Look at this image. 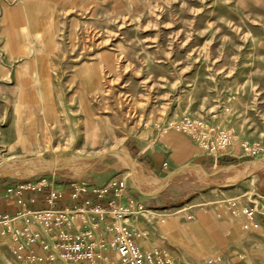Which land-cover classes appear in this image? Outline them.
<instances>
[{"label":"rangeland","instance_id":"rangeland-1","mask_svg":"<svg viewBox=\"0 0 264 264\" xmlns=\"http://www.w3.org/2000/svg\"><path fill=\"white\" fill-rule=\"evenodd\" d=\"M51 3L41 30L24 19V48L9 53L0 35V174L12 172L0 192L124 179L144 207L162 210L131 222L164 238L181 264H264V217L255 227L243 214L253 191L264 195V0ZM185 117L229 131L224 156L234 159L212 161L171 125ZM254 142L263 150L244 153ZM155 148L156 167L141 153ZM10 245L0 238V264H24Z\"/></svg>","mask_w":264,"mask_h":264},{"label":"built area","instance_id":"built-area-1","mask_svg":"<svg viewBox=\"0 0 264 264\" xmlns=\"http://www.w3.org/2000/svg\"><path fill=\"white\" fill-rule=\"evenodd\" d=\"M171 125L217 158L232 143L229 131H216L199 119L185 117ZM242 148L249 155L263 150L259 142L244 143ZM126 188L124 179H112L102 187L93 186L90 194L79 201V192L83 189L74 187V204L59 206L63 192L46 179L9 184L0 192V205L5 207L0 209V238L9 237L12 253L24 264H59L58 259L79 263L84 258L89 260L87 264H181L180 257L164 244L148 249L141 246L140 239L147 238L149 232L134 227L131 218L147 216L146 212L151 210L141 200L125 195ZM253 195L251 204L243 206V214L247 225L257 227L254 217L258 213L264 215V195L257 191ZM40 200L42 207L35 205ZM100 221L116 233L109 244L101 243L114 249V256L109 258L104 254L99 258L101 263H95L93 248L87 246L89 251L83 250L84 237H92V231L80 232L79 224ZM61 250H69L71 255L65 252L59 255Z\"/></svg>","mask_w":264,"mask_h":264},{"label":"crops","instance_id":"crops-1","mask_svg":"<svg viewBox=\"0 0 264 264\" xmlns=\"http://www.w3.org/2000/svg\"><path fill=\"white\" fill-rule=\"evenodd\" d=\"M52 0H19L18 3L9 5L7 7L3 6V4L0 5V35L2 36V44L3 48H8V52L12 53L16 48L17 45H22L21 48H24L26 45L21 38H25L29 36V28L32 26H29L28 28L24 29L23 23L24 19L28 21H32L34 25V29L37 27L41 30L40 25L43 22V17L41 15L50 12L52 15L53 6L51 3ZM51 20V19H50ZM28 33V34H27ZM11 37V39H10ZM12 41V42H11ZM20 43V44H19ZM147 149H142L141 153L146 152V154H150L151 159H153L155 167L157 164L164 158V153L161 152L159 149L155 148L151 152L146 151ZM183 152L181 154L186 155L188 154V149L186 150L183 148ZM226 154V153H225ZM233 156V157H232ZM146 157V156H145ZM235 157V154L228 153L227 155H223L221 157H215L212 158V161H218L219 158L225 161H231ZM207 160V159H206ZM146 162V160H144ZM77 187L80 189H83V191L79 192V198L80 201L83 197L90 194V189L93 187V185H87L86 183L82 182L79 179H71L67 180L64 184L61 185V191L63 192L62 201L59 203V206H72L74 204V198L72 197L73 188ZM129 188H126L125 195H130L131 192H129ZM132 194V193H131ZM137 195V194H136ZM133 197V196H132ZM41 199V198H40ZM36 206H44L42 201L40 200L38 203L35 204ZM0 209H5L4 205H0ZM162 211V210H158ZM142 217V216H140ZM264 217V215L262 216ZM262 224H264V218ZM132 221L135 219L132 217ZM134 227L141 229V230H147L149 232V236L147 238L140 239V244L143 248H152L158 245H165L169 247L168 243H166L164 238L157 237L154 235L153 230H149L147 228H141L142 223L137 221L136 223L132 222ZM80 232H85L88 229L92 231V237H84V249L86 251H89L87 246L92 247V253L95 255L94 262L95 263H101L99 258H103L104 254H107L109 258L114 256V249H112L109 245L106 247H103L101 243L103 241H106L108 244L115 239L116 233L114 230H109L103 226V223L100 221L98 224H95L93 222H87V223H81L79 224ZM174 253V251L171 247H169ZM61 252L69 253L70 256L71 253L69 250H61L58 251V254H62ZM176 254V253H175ZM178 255V254H177ZM181 260V259H180ZM59 264H87L89 263V260L87 258H84L80 260V262H74L72 260L65 261L58 259Z\"/></svg>","mask_w":264,"mask_h":264},{"label":"bare ground","instance_id":"bare-ground-1","mask_svg":"<svg viewBox=\"0 0 264 264\" xmlns=\"http://www.w3.org/2000/svg\"><path fill=\"white\" fill-rule=\"evenodd\" d=\"M196 166V165H195ZM151 211H155V212H158L157 210H151ZM174 220L172 218H170L169 220H167V222L165 224L162 225L163 229L165 230H172L174 226ZM175 233V232H174Z\"/></svg>","mask_w":264,"mask_h":264},{"label":"water","instance_id":"water-1","mask_svg":"<svg viewBox=\"0 0 264 264\" xmlns=\"http://www.w3.org/2000/svg\"><path fill=\"white\" fill-rule=\"evenodd\" d=\"M34 169H36L37 172H40V173L44 172V170H42V169H38V168H34ZM11 174H12V172H10L8 174H0V179L6 178L8 175H11ZM182 180L193 183V181L186 180V179H183V178H182Z\"/></svg>","mask_w":264,"mask_h":264},{"label":"trees","instance_id":"trees-1","mask_svg":"<svg viewBox=\"0 0 264 264\" xmlns=\"http://www.w3.org/2000/svg\"><path fill=\"white\" fill-rule=\"evenodd\" d=\"M263 192H264V190H263Z\"/></svg>","mask_w":264,"mask_h":264}]
</instances>
